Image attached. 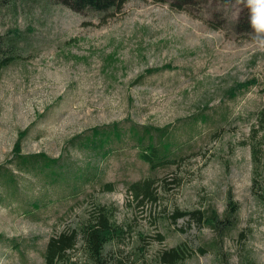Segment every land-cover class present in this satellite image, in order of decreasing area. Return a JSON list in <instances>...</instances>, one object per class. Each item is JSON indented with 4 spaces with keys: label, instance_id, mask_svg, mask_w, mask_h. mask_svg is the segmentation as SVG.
Here are the masks:
<instances>
[{
    "label": "rangeland",
    "instance_id": "374dc122",
    "mask_svg": "<svg viewBox=\"0 0 264 264\" xmlns=\"http://www.w3.org/2000/svg\"><path fill=\"white\" fill-rule=\"evenodd\" d=\"M196 1L188 12L130 0L104 23L47 0L0 6V42L19 34V57L0 67V264H42L49 239L98 205L127 230L108 264L153 263L182 243L178 264H264V140L252 130L264 41L237 29L249 21L238 0ZM153 142L178 162L152 167ZM18 153L37 156L24 168ZM146 179L157 199L142 203L130 185ZM230 197L237 221L222 237L174 221L177 209L222 214ZM71 256L87 260L80 244Z\"/></svg>",
    "mask_w": 264,
    "mask_h": 264
},
{
    "label": "trees",
    "instance_id": "16d2710c",
    "mask_svg": "<svg viewBox=\"0 0 264 264\" xmlns=\"http://www.w3.org/2000/svg\"><path fill=\"white\" fill-rule=\"evenodd\" d=\"M18 0H0V6L11 5L16 6ZM53 4L64 5L72 10L80 13H95L99 16V21L104 23L108 18L115 17L120 13L124 6L130 0H47ZM162 3H168L173 9L190 11L191 5H197L196 0H158ZM214 26V25H212ZM215 25L214 27H216ZM238 30L253 31L249 21L239 22L237 24ZM19 34H15V37L9 38L4 43L0 42V67L7 66L15 59L19 57L16 53ZM154 69H149L148 72H152ZM256 80L245 81L237 83L235 87L231 88L228 92L231 95L237 93L240 89H247L250 86L256 84ZM264 91V89H263ZM154 130L161 132L164 129ZM253 134L262 132L261 140H264V106L256 113V124L253 127ZM148 135H151L154 141V135L150 132L152 127H146ZM162 131V132H163ZM257 143V142H256ZM142 157L148 161L152 167L165 165L167 163H177V159L170 157V152L163 150L161 147H157L155 143L143 147ZM257 150L259 148H253L254 158H257ZM37 155H22L16 154V159L20 164V167H28L32 160ZM49 160L46 155H39ZM56 161V160H53ZM26 167V168H27ZM1 169V168H0ZM1 174V171H0ZM155 181L152 179H146L144 181L134 182L130 185V190L140 202H144L147 199L156 200L157 194L154 187ZM107 190H112V185H105ZM113 209L103 205H98L94 208V211L90 213V216L82 221L77 227H70L62 230L60 233L53 235L47 245L44 252V262L42 264H108V247L115 241L121 240L125 237L127 230L126 227L118 224L113 220ZM238 212V203L234 201L232 197L229 198L225 211L220 214L216 208L210 210L196 209L192 211L175 210L173 213L174 221L179 218H187L190 222H195L198 225H205L213 228L220 237L223 233L230 231L236 226ZM159 240H164V236L159 235ZM80 244L81 249L86 257L84 263H78L71 256V253L78 248ZM202 253L205 252L204 248L200 249ZM143 252L144 249H141ZM190 253L187 244H180L171 249L161 251L157 254L155 262L142 264H178L185 260ZM127 264V263H119Z\"/></svg>",
    "mask_w": 264,
    "mask_h": 264
},
{
    "label": "clouds",
    "instance_id": "9594fccd",
    "mask_svg": "<svg viewBox=\"0 0 264 264\" xmlns=\"http://www.w3.org/2000/svg\"><path fill=\"white\" fill-rule=\"evenodd\" d=\"M249 9V23L253 30L254 38L264 41V0H238Z\"/></svg>",
    "mask_w": 264,
    "mask_h": 264
}]
</instances>
